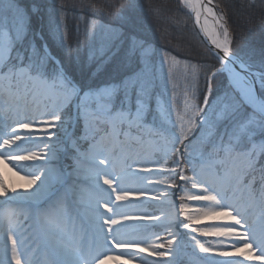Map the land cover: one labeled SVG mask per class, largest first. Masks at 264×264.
<instances>
[{
	"label": "snow or ice",
	"instance_id": "obj_1",
	"mask_svg": "<svg viewBox=\"0 0 264 264\" xmlns=\"http://www.w3.org/2000/svg\"><path fill=\"white\" fill-rule=\"evenodd\" d=\"M182 3L0 0V264H264V0Z\"/></svg>",
	"mask_w": 264,
	"mask_h": 264
},
{
	"label": "trees",
	"instance_id": "obj_2",
	"mask_svg": "<svg viewBox=\"0 0 264 264\" xmlns=\"http://www.w3.org/2000/svg\"><path fill=\"white\" fill-rule=\"evenodd\" d=\"M215 1L222 8H228L230 5L238 7L239 2V0ZM64 2L71 8L73 4L79 5L81 0H64ZM85 2L95 3L97 7L111 4L114 7L107 10L117 11L119 7L127 3V0H85ZM259 2L260 0H257L258 4ZM144 4L149 9L145 27L148 34L163 50L170 51L177 58L187 59L186 53L193 45L201 49L205 47L197 31L193 30V18L181 0H144ZM74 14H80V10L69 13L70 24L71 16ZM257 19H259V13H257ZM238 30L244 31L243 28ZM195 63L197 62L193 61V64Z\"/></svg>",
	"mask_w": 264,
	"mask_h": 264
},
{
	"label": "rangeland",
	"instance_id": "obj_3",
	"mask_svg": "<svg viewBox=\"0 0 264 264\" xmlns=\"http://www.w3.org/2000/svg\"><path fill=\"white\" fill-rule=\"evenodd\" d=\"M178 59L181 60V61L185 60V59H181V58H178ZM175 72H176V76H177L178 82L179 81H183L185 79L186 75H187V70H186V68L184 67L183 64L177 65V67L175 69ZM0 167H2V166H0ZM7 174L10 177H12V173L11 172H8ZM256 210H257V208L253 209L252 213L255 212ZM260 212H261V210H259L258 214H256L255 216L258 217L260 215ZM208 239L210 240L211 238H208ZM188 251H189V254H190V250H188Z\"/></svg>",
	"mask_w": 264,
	"mask_h": 264
},
{
	"label": "water",
	"instance_id": "obj_4",
	"mask_svg": "<svg viewBox=\"0 0 264 264\" xmlns=\"http://www.w3.org/2000/svg\"><path fill=\"white\" fill-rule=\"evenodd\" d=\"M212 3H213V4H216L214 0H212ZM200 36H201V35H200Z\"/></svg>",
	"mask_w": 264,
	"mask_h": 264
},
{
	"label": "bare ground",
	"instance_id": "obj_5",
	"mask_svg": "<svg viewBox=\"0 0 264 264\" xmlns=\"http://www.w3.org/2000/svg\"><path fill=\"white\" fill-rule=\"evenodd\" d=\"M209 23H211V21Z\"/></svg>",
	"mask_w": 264,
	"mask_h": 264
}]
</instances>
